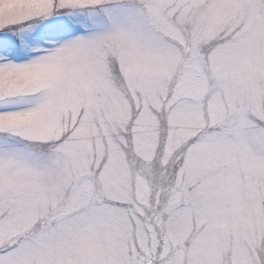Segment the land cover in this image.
<instances>
[{"label": "snow or ice", "instance_id": "1", "mask_svg": "<svg viewBox=\"0 0 264 264\" xmlns=\"http://www.w3.org/2000/svg\"><path fill=\"white\" fill-rule=\"evenodd\" d=\"M0 264H264V0H0Z\"/></svg>", "mask_w": 264, "mask_h": 264}]
</instances>
